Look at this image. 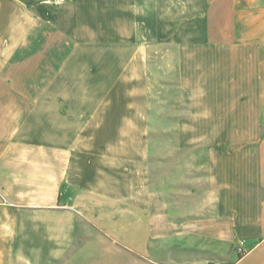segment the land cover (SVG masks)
<instances>
[{
  "label": "crops",
  "instance_id": "1",
  "mask_svg": "<svg viewBox=\"0 0 264 264\" xmlns=\"http://www.w3.org/2000/svg\"><path fill=\"white\" fill-rule=\"evenodd\" d=\"M152 42L176 51L185 187L146 183ZM179 245L264 264V0H0V264Z\"/></svg>",
  "mask_w": 264,
  "mask_h": 264
},
{
  "label": "rangeland",
  "instance_id": "2",
  "mask_svg": "<svg viewBox=\"0 0 264 264\" xmlns=\"http://www.w3.org/2000/svg\"><path fill=\"white\" fill-rule=\"evenodd\" d=\"M175 53L174 48L157 42L150 43L147 48L146 114L142 135L148 159L146 183L161 184L163 189L168 188L171 177L177 188L185 187V154L195 152L181 146L180 130L176 128L185 105L175 70ZM183 192L179 195L183 196ZM161 257L162 264H187L192 260L191 253L181 245L163 249Z\"/></svg>",
  "mask_w": 264,
  "mask_h": 264
},
{
  "label": "built area",
  "instance_id": "3",
  "mask_svg": "<svg viewBox=\"0 0 264 264\" xmlns=\"http://www.w3.org/2000/svg\"><path fill=\"white\" fill-rule=\"evenodd\" d=\"M46 3H49V4H54V5H60L64 2V0H44ZM237 251L240 253V254H243L245 253V248H244V243L243 242H240L237 246Z\"/></svg>",
  "mask_w": 264,
  "mask_h": 264
}]
</instances>
